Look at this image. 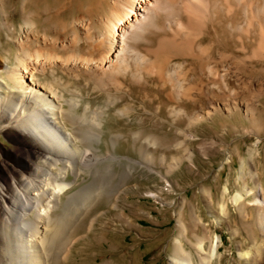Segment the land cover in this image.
<instances>
[{"label": "rangeland", "instance_id": "374dc122", "mask_svg": "<svg viewBox=\"0 0 264 264\" xmlns=\"http://www.w3.org/2000/svg\"><path fill=\"white\" fill-rule=\"evenodd\" d=\"M168 1L171 9L153 12L151 26L125 42L126 64H95L87 72L71 62L106 56V23L118 11L110 0L85 1L79 11L71 0H0V69L41 56L27 77L87 128L76 131L62 114L80 138L82 160L58 213L76 192L104 188L71 220L46 264H135L142 251L152 256L150 264H171L175 254L201 264L216 237L209 264H247L239 251L252 255L262 242L260 209L252 203L257 183L264 186V16L231 17L243 7L209 0L202 21L174 17L185 0ZM10 117L7 110L0 115L9 126L0 125L3 186L14 182V170L19 180L29 176L38 154L15 133L18 116ZM95 124L97 138L90 141L87 130ZM68 173L63 181L73 182ZM236 193L243 200L233 204ZM135 223L149 227L141 229V251L128 243L137 241Z\"/></svg>", "mask_w": 264, "mask_h": 264}, {"label": "bare ground", "instance_id": "6f19581e", "mask_svg": "<svg viewBox=\"0 0 264 264\" xmlns=\"http://www.w3.org/2000/svg\"><path fill=\"white\" fill-rule=\"evenodd\" d=\"M54 1L63 2L67 0ZM71 1L77 5V11H79L80 5L83 2L96 0ZM110 1L117 6L118 11L115 12L113 16L111 15L112 18L106 23L105 36L108 37V50L106 56L103 58L100 57L101 59L98 58L99 60L97 61L95 59V62L89 59L77 58L71 63L77 65L79 69H85V71L89 72L93 70L97 64H99L98 69L106 66V63L118 62L119 65L126 64V61L122 60L124 57L125 42L136 39L146 28L151 26L153 12L165 9L168 5H170V9L172 7V4L168 0ZM231 1L243 7L239 14V10L237 14L234 13L236 11H230L231 17L264 16V7L263 3H261L264 2V0ZM168 2L170 4H168ZM254 2L256 9L254 8V10H251L252 8H249V4ZM208 4L209 0H185L183 8H180L182 9V13H173L172 16L188 17L189 19L190 17H199L198 19L202 21L201 18L207 13ZM259 6H262V8H259ZM199 20L197 21L199 22ZM201 21L200 24L202 23ZM177 24L179 29H185V25L182 22L178 21ZM248 24L250 25V23ZM249 25L247 28L251 26ZM188 27L189 26H187V28ZM231 27L232 26L229 25V29H231ZM232 30L235 31V28ZM261 37L264 39V36L261 35ZM261 40L260 47L261 42L264 41ZM260 47L258 50H260ZM262 47H264V45ZM39 58L42 57L36 55L34 59L31 57H26L24 60L17 59L16 66L11 67L9 65H4L3 68L0 69V72L5 74L4 77L0 76V104L4 106L3 109L5 110L4 112L3 109L0 108V115L4 116L7 110L11 113L12 118L18 116L19 120H12V125L15 124V133L19 137H28L32 146L38 149V154L33 156L31 160L35 169L31 170L29 166H27L29 176H22V180H19L17 179L18 172L14 170V178L12 177L14 182H12L10 186L0 185V264H46L47 258H50V252L53 251L59 241L63 239L68 229H70L71 220L74 221L81 210L90 204L97 195V191L103 192L104 189H99L100 186L95 184L92 187L76 192L70 199V203L61 213H58L60 208L59 204L61 203L60 195L64 191L70 189L77 180L79 176L78 160L79 158L82 160V150L77 144V140H80V138L64 125L65 121L62 118V114L66 120L76 126V131L78 132H81L85 125L82 124L84 120L82 118L79 119V116L75 115L72 110H64L62 105H60L59 102L57 103L56 99L58 97L55 99L54 95L47 94L46 91H41L36 85L34 86V81L27 77L30 76L31 68H35V61H40ZM98 61L100 62L98 63ZM41 65H45L44 61L42 63V59ZM35 70H39V67ZM102 70L105 72V69L102 68ZM68 72L72 71L68 70ZM216 76L217 75H215V77ZM223 76H220L218 79L220 80ZM24 78H26L27 81H25ZM219 80H216L217 83H219ZM213 81L216 85L215 79ZM7 115L9 116V114ZM6 121L5 119L0 120L1 128L9 127L2 125ZM95 128L96 124L93 126L91 125L87 130L88 133L86 132L90 141H94L97 138V135L93 132ZM85 129L87 128L85 127ZM17 135H14L15 138ZM58 166L60 168L54 173V167ZM69 171L73 173L75 180L73 182H64L63 180L69 174ZM251 193L252 190H245L244 195H249ZM254 194L252 205L258 206L260 209L257 217L258 225L260 231L264 233V201L260 197L262 194L264 195V186L261 182L257 183ZM241 200H243V195L236 193L232 198V203L237 204L241 202ZM223 209L224 206L221 205L222 213L224 212ZM218 246L219 240L216 237L215 243L213 241L211 244V248L207 254L208 257L204 258L201 264H209L210 259L215 256L214 254ZM199 249L204 255L206 254L202 248L201 242H199ZM239 256L246 260L247 264H264V236L260 245L254 244L252 255H250L249 252L239 251ZM170 262L171 264H192L190 259H183L179 254L172 256Z\"/></svg>", "mask_w": 264, "mask_h": 264}, {"label": "crops", "instance_id": "0c3cea01", "mask_svg": "<svg viewBox=\"0 0 264 264\" xmlns=\"http://www.w3.org/2000/svg\"><path fill=\"white\" fill-rule=\"evenodd\" d=\"M99 213H100V211H99ZM98 213H96V215H97ZM94 217V216H93ZM94 219V218H93ZM94 222V220H91L90 221V223L92 224ZM86 225V224H85ZM91 226V225H90ZM135 226H136V229L138 230V232H139V235H138V237H137V241H134V240H132V241H128V243L130 242V244L133 246V247H137L138 248V250L139 251H141L142 250V248H143V246L145 245V244H143L142 243V237H141V229L142 228H146V229H149V227H145V226H142L141 224H139V223H135ZM125 239V238H124ZM126 240H128V239H126ZM147 245V244H146ZM101 250V249H100ZM113 251H117V250H113ZM85 256V255H84ZM138 261H136L135 262V264H141L142 262H145V263H148V264H150V262L152 261V256H148V254H146V252L145 251H142V253L140 254H138ZM82 259H84V257H82ZM103 262V261H102ZM83 263H86V262H81L80 264H83ZM64 264V263H63Z\"/></svg>", "mask_w": 264, "mask_h": 264}]
</instances>
